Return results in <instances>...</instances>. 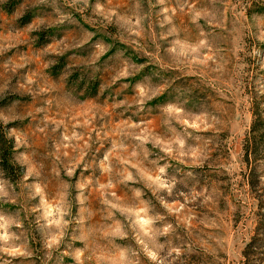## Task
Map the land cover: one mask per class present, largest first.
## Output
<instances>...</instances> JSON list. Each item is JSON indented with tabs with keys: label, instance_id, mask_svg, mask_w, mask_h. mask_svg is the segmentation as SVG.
I'll return each instance as SVG.
<instances>
[{
	"label": "rangeland",
	"instance_id": "1",
	"mask_svg": "<svg viewBox=\"0 0 264 264\" xmlns=\"http://www.w3.org/2000/svg\"><path fill=\"white\" fill-rule=\"evenodd\" d=\"M263 8L0 0V264H264Z\"/></svg>",
	"mask_w": 264,
	"mask_h": 264
},
{
	"label": "trees",
	"instance_id": "2",
	"mask_svg": "<svg viewBox=\"0 0 264 264\" xmlns=\"http://www.w3.org/2000/svg\"><path fill=\"white\" fill-rule=\"evenodd\" d=\"M263 12H264V8H263ZM257 127H258V122L256 120L254 121L253 124V129H252L253 134L251 137L247 138L245 144L247 151V160H250L251 144L253 140L254 142L256 141V136L254 134L259 130L257 129ZM13 149H14V142L11 139H9L5 135V133H3V131L0 129V159H2V161L0 162V166L2 168V171L7 173L12 178H14L16 175L15 168L12 166V164H10Z\"/></svg>",
	"mask_w": 264,
	"mask_h": 264
}]
</instances>
